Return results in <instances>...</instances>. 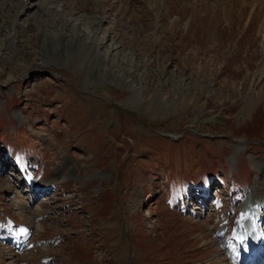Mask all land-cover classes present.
Segmentation results:
<instances>
[{"label": "rangeland", "instance_id": "1", "mask_svg": "<svg viewBox=\"0 0 264 264\" xmlns=\"http://www.w3.org/2000/svg\"><path fill=\"white\" fill-rule=\"evenodd\" d=\"M82 1L0 0V174L5 155L58 178L26 262L207 264L212 216L264 186V0Z\"/></svg>", "mask_w": 264, "mask_h": 264}, {"label": "bare ground", "instance_id": "2", "mask_svg": "<svg viewBox=\"0 0 264 264\" xmlns=\"http://www.w3.org/2000/svg\"><path fill=\"white\" fill-rule=\"evenodd\" d=\"M27 2L29 1H32V0H26ZM93 0H83L82 3H84V5H88V3H92ZM105 1V0H104ZM125 1V2H124ZM148 1V0H146ZM155 1V0H153ZM164 1V0H163ZM156 2V1H155ZM166 2V1H165ZM176 2V1H175ZM181 2V1H180ZM123 3L126 4V7L129 3L126 2V0H123ZM193 3V2H192ZM196 3V2H195ZM167 4V3H166ZM197 4V3H196ZM198 5V4H197ZM140 6V5H139ZM125 7V8H126ZM196 7V6H195ZM135 9V8H134ZM41 10V8L39 9ZM47 11L49 10L48 8L46 9ZM190 10V9H189ZM89 11V10H88ZM187 11V10H186ZM192 11V10H191ZM170 14V13H169ZM72 16V15H71ZM116 16V15H115ZM135 16V15H134ZM158 16V15H157ZM142 17V16H141ZM196 17V16H195ZM170 18V17H169ZM202 18V17H201ZM103 19V18H102ZM110 19V18H109ZM159 19V17H158ZM111 20V19H110ZM142 19L140 17H137L132 20L133 23L135 22L136 25H139L140 21ZM108 21V20H107ZM122 21V20H121ZM127 21H128V18H127ZM127 21H122L123 24L122 26H127ZM66 22H69V20H66ZM107 23V22H106ZM112 24V23H111ZM134 25V24H133ZM128 27V26H127ZM132 27V26H130ZM159 26H156V29H158ZM115 28V27H114ZM118 28V27H117ZM120 29V28H118ZM125 29V28H124ZM129 29V28H128ZM98 31V30H97ZM115 30H112L111 32L108 33V37H110V40L111 37L113 34H114ZM127 32V31H126ZM111 36H110V35ZM122 36V35H121ZM120 38V37H119ZM115 40V39H114ZM113 41V40H112ZM115 42V41H114ZM119 42V41H118ZM107 42L104 40H102V43H101V47L105 48V46L107 45L106 44ZM117 43V42H116ZM61 167V166H60ZM54 170V169H53ZM56 174H60V172L57 170L55 172ZM56 176V175H55ZM60 177V176H59ZM9 179V178H7ZM58 179V178H57ZM56 179V180H57ZM55 180V181H56ZM9 181V180H8ZM7 181V182H8ZM53 181V182H55ZM53 182H48L49 184L47 185H51ZM9 183H11V181H9ZM44 183V182H43ZM257 183V182H256ZM254 183L253 186L256 184ZM35 184V182H34ZM46 185V186H47ZM262 185V183H261ZM260 185V186H261ZM260 188V187H259ZM259 188L252 192L251 194H247L246 196V199L245 201L243 202V207L245 208V214L244 216H239L238 219L236 220L238 223L237 224H243L242 222L244 221L245 222V216H247L248 214H250L251 212H255L256 215H258V220H256V224H261L263 225L264 223V204L262 203L261 206H263L262 208L260 207V205H258L256 203L257 200H260L262 199V197L264 196V186L261 190H259ZM28 200V196L27 195H23L19 192L16 193V196L11 200V203L13 204V206L16 207V209H18L20 212H29L30 214V219H32V221H37L36 219L39 217V214H40V209L37 207L36 209L34 210H28V206L27 204H29V202L27 201ZM32 200V196H30V200ZM39 212V214H38ZM29 216V215H28ZM230 222L233 223V219H230ZM229 223H226L225 226L223 227L224 229L228 226ZM24 225V228L25 229H28L30 230L32 228V226H28L26 224H22ZM40 223H36V226L39 227ZM230 226V225H229ZM239 228L236 227L234 231L238 230ZM224 231V230H223ZM244 231V230H243ZM219 240L217 242L218 244V249L215 251L218 253V257L217 258H214V259H210L208 260L207 264H258L255 260L254 257L252 256H247V254H244V249L242 251L238 250V247L234 246L233 244V240L231 238H222L221 235L219 236ZM226 239V242L224 243ZM227 249H228V252L226 253L225 250H224V247L227 246ZM231 245H233V249L231 250ZM230 246V247H229ZM235 250V251H234ZM234 251V252H233ZM32 252V251H31ZM233 252V253H232ZM229 254V256H228ZM27 256V255H26ZM228 256V257H227ZM232 256H234V258L232 259ZM237 256V257H235ZM18 257L17 256L15 259H16V264H18L17 260H18ZM45 258V257H44ZM29 259V258H28ZM9 260V259H8ZM38 264H42L41 263V260L39 261Z\"/></svg>", "mask_w": 264, "mask_h": 264}]
</instances>
